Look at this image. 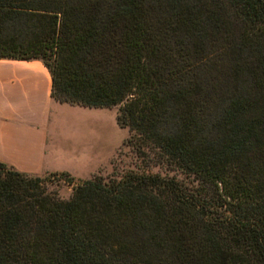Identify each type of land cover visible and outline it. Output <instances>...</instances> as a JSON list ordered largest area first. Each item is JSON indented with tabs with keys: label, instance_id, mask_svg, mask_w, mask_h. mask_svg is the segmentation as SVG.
Wrapping results in <instances>:
<instances>
[{
	"label": "trees",
	"instance_id": "obj_1",
	"mask_svg": "<svg viewBox=\"0 0 264 264\" xmlns=\"http://www.w3.org/2000/svg\"><path fill=\"white\" fill-rule=\"evenodd\" d=\"M0 58L135 159L66 200L0 163V264H264V0H0Z\"/></svg>",
	"mask_w": 264,
	"mask_h": 264
},
{
	"label": "crops",
	"instance_id": "obj_2",
	"mask_svg": "<svg viewBox=\"0 0 264 264\" xmlns=\"http://www.w3.org/2000/svg\"><path fill=\"white\" fill-rule=\"evenodd\" d=\"M50 90L39 60L0 58V163L32 176L67 172L86 179L100 163L94 166L89 150L67 147L61 128L62 112L77 105L55 101Z\"/></svg>",
	"mask_w": 264,
	"mask_h": 264
},
{
	"label": "rangeland",
	"instance_id": "obj_3",
	"mask_svg": "<svg viewBox=\"0 0 264 264\" xmlns=\"http://www.w3.org/2000/svg\"><path fill=\"white\" fill-rule=\"evenodd\" d=\"M116 112V106L91 108L77 105L75 109L67 107L61 114V128L68 142L67 147H75L84 153L89 150L94 157V166L100 163L88 178L93 175L106 178L113 170L131 167L135 162L132 152L123 144L128 132L126 128L116 124ZM76 168L81 173L86 169L85 166L81 168L79 165H76ZM40 177H45L43 187L48 193L54 194L59 200L68 199L72 185L67 184L64 178L50 173ZM72 179L73 182L81 180L74 177Z\"/></svg>",
	"mask_w": 264,
	"mask_h": 264
}]
</instances>
